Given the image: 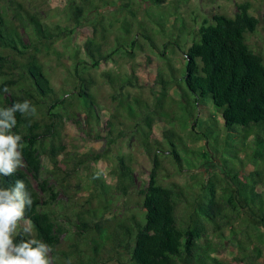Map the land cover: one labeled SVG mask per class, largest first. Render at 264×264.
Instances as JSON below:
<instances>
[{
    "label": "trees",
    "instance_id": "trees-1",
    "mask_svg": "<svg viewBox=\"0 0 264 264\" xmlns=\"http://www.w3.org/2000/svg\"><path fill=\"white\" fill-rule=\"evenodd\" d=\"M146 1L163 7L164 0ZM139 3L68 0L66 15L72 23L63 25L46 21L44 0H0V108L25 99L36 107L35 115L16 114L13 131L25 144L23 166L13 175L0 174V187L11 188L16 180H24L33 200L14 242L29 238L46 242L51 247L50 264H107L113 260L124 264V253L129 255L130 264H264V56L248 42L247 36L259 25L249 1L238 3L232 16L216 13L211 22L200 25L185 50L182 69L165 61L156 81L162 90L153 91L151 104L130 95V88L141 87L135 71L104 73L114 89L112 99L127 116L142 113L145 127L137 131L153 164L149 181L139 189L141 200L136 210L126 219L106 215L110 198L115 202L116 194L129 195L136 179L124 154L115 156L110 170L116 178L112 191L101 173L90 171L91 163L107 157L121 135L119 113L101 120L92 70L119 55L135 57L143 47L139 36L151 52L166 59L153 29L141 23L133 31ZM107 9L113 13L111 18L105 13ZM112 9L129 14L113 43L108 34L119 20ZM160 15L156 24L163 28ZM85 28L89 33L83 45L71 50L69 42ZM59 41L70 53L72 68L63 87L57 89L45 58L55 52ZM82 51L85 58L80 56ZM208 100L221 114L225 130L218 163L210 156L220 134L219 128L213 127L218 125L214 115L208 120L209 130L204 131L206 150L189 149L174 127L163 132L162 141L152 137L156 121L172 126L179 122L184 128L191 118L194 130L199 124L194 109ZM68 124L83 128L88 138L106 140L107 147L86 153L68 149L64 136ZM100 129L105 130L104 136ZM232 135L240 146L253 136L254 144L246 157L257 162L254 170H243L248 162L237 155L240 146L230 149L234 146L229 141ZM61 154L64 157L59 159ZM199 158L205 166L220 168L221 173L213 170L205 178L194 177L185 184L162 178L165 162L174 164L179 172L185 164L195 165L194 160ZM45 159L52 162V169H46ZM81 169L88 170L93 185L87 208L70 203L75 195L69 192V180ZM228 250L230 256L224 259L221 254Z\"/></svg>",
    "mask_w": 264,
    "mask_h": 264
},
{
    "label": "rangeland",
    "instance_id": "rangeland-1",
    "mask_svg": "<svg viewBox=\"0 0 264 264\" xmlns=\"http://www.w3.org/2000/svg\"><path fill=\"white\" fill-rule=\"evenodd\" d=\"M245 1L251 3V13L259 19L257 30L247 36L248 42L256 52L264 56V0H164L163 7H159L157 4H152L146 0H140V3L136 5V9L139 8L140 11H137V18L133 19V31L135 32L140 27L141 23L153 29L152 34L154 39L157 45L165 50L166 59L159 56L156 52H151L147 43L145 44L143 37L139 36V40L143 47H140L136 51L135 57L129 58L119 55L109 62L102 63L100 68L92 70V74L97 81V85L93 89V92L98 102L101 120L106 121L112 113H119L120 123H118V127L121 135H119L117 142L112 146L111 152L107 157L91 163L90 171H98L101 173L110 184L112 191L115 187L116 178L110 174V170L114 164L115 156L117 154H124L128 162L134 168L136 179V186L131 190L129 195L118 197L116 194L115 202H113V198H110L112 202L106 214L107 217H111L114 214L118 218L123 217L126 219L136 210L141 200L139 189L144 183L149 181L153 164L141 145L140 134L137 131V129L145 127L144 121L142 120V113L133 118L127 116L122 106L118 105V101L112 99L114 89L105 79L104 73L110 71L113 74L123 75L135 71L140 78L141 87L130 88V95L132 97H139L151 104L153 102L154 92L162 90L161 85L156 81L159 71L165 67V61L170 60L173 67L182 69L185 65V50L191 40L196 37L200 25L204 23V21L211 22L216 13H225L230 16L234 15L237 10V4ZM67 2L68 0H44L43 9L45 10L44 14L46 21L49 23H61L63 25L71 24V20H69L66 15ZM113 12L116 13V18L119 22H115L114 27L108 34L112 43L115 37L121 32L122 21L129 17L126 10H120L118 12L113 10ZM149 12L153 13L152 17ZM105 13L110 18L113 15L111 9H107ZM160 14L163 15V28L158 23L156 24V20L159 21L158 18L161 16ZM88 33L89 31L87 28L79 32L77 36L69 42L70 49L74 50L77 46L83 45ZM55 47V52L45 58V63L52 84L57 89H60L65 83L68 71L72 68V59L69 56L70 53H66L63 42L59 41ZM80 56L85 58V52L82 51ZM180 79L181 74L178 76L179 81ZM182 84L187 87L185 82ZM210 102L208 100V102L202 106L196 105L194 113L195 116L199 118V124H196L193 128L194 130H192V125L195 121L191 118L184 128L180 127L179 122L172 126L169 122L162 120L155 122L152 137L162 141L164 138L163 132L170 127H174L177 133L183 136L184 142L189 149L196 151L206 150L204 131L209 130L208 126H211L210 117L214 115L217 118L218 125H213V127L219 128L220 134L218 135L219 142L215 144V150L213 148L212 151H210V156L218 163L220 161L218 158L219 150H222L220 142L222 143L225 136V130L223 129L221 114L217 111L213 103ZM209 119L210 121H208ZM96 129L97 127L95 126L94 133H97ZM98 132L103 136L105 135V130L103 129H100ZM115 135H117V133ZM64 136H66L68 149L77 150L79 153H86L88 151L93 152V150L103 151L107 147L106 140L96 141L92 138H88L83 128L78 129L77 126L73 124H68ZM229 141L231 142V146L234 145L230 149H236L241 144L236 136H234V138L232 137ZM253 144L254 138L250 135L237 152L238 156L248 162L243 169L245 171H252L257 167V162L249 161L246 157L247 154H250ZM63 157L64 154H61L59 159ZM232 161L235 163L236 160L233 159ZM194 162L195 165L193 166L185 164L183 170L179 172L176 171V166L174 164L165 162L164 166L166 171H162V173H164L162 178L167 182L176 181L185 184L194 181V177L205 178L206 175L213 170L218 174L221 173L220 168L211 167V165L205 166L201 158L195 159ZM45 163L47 165L46 169H52L53 164L50 160L45 159ZM60 164L65 168L64 163ZM87 171L88 170L81 169L79 174L73 176L69 180V192L75 195V200L70 202L72 206H77L78 204H80V207L84 208L89 206L86 200L93 191V185L90 182L89 176H87ZM52 181L53 178H51V182ZM60 196L66 200L65 194L62 191H60ZM81 204L84 205L81 206ZM234 250L235 249H231V251ZM221 256L227 259V257L230 256V250L222 252ZM129 258V255L124 253L122 259L123 263L130 264ZM107 264L121 263L113 260Z\"/></svg>",
    "mask_w": 264,
    "mask_h": 264
},
{
    "label": "clouds",
    "instance_id": "clouds-1",
    "mask_svg": "<svg viewBox=\"0 0 264 264\" xmlns=\"http://www.w3.org/2000/svg\"><path fill=\"white\" fill-rule=\"evenodd\" d=\"M17 113L35 115L36 107L25 99L0 108V174L4 176L15 174L23 166L25 144L22 136L13 131ZM32 205L24 180H16L11 188L0 187V264H50L51 247L46 242L34 238L14 242L17 228L27 221L25 213Z\"/></svg>",
    "mask_w": 264,
    "mask_h": 264
}]
</instances>
